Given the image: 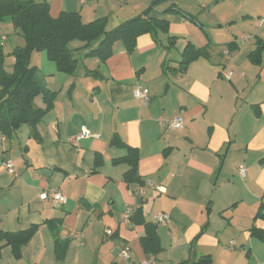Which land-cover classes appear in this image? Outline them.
<instances>
[{"label": "crops", "instance_id": "0c3cea01", "mask_svg": "<svg viewBox=\"0 0 264 264\" xmlns=\"http://www.w3.org/2000/svg\"><path fill=\"white\" fill-rule=\"evenodd\" d=\"M35 1L48 3L54 18L76 12L88 24L107 17L110 31L154 0H140L128 12L130 0ZM211 1L220 9H207ZM160 7L150 16L166 20L167 31L140 36L131 53L117 42L102 62L86 57L100 41L88 48L82 42L72 48V42L79 54L73 75L51 70L40 55L50 72L34 65L35 80L57 94L38 124L40 140L27 125L10 136L0 133V231H38L20 259L0 242V264H123L117 257L122 244L134 262L144 261L145 227L125 217L140 207L150 223L161 214L171 217L158 225L163 252L156 264L205 256L211 264H264V235H252L254 228L264 234V51L260 64L251 58L264 46V0H167ZM3 29L22 38L11 22H0ZM171 37L176 45L168 48ZM5 40L0 33L3 52ZM188 45L205 49L207 57L182 74ZM14 62L11 69L5 62L7 72ZM224 72L233 73L231 80ZM139 87L149 89L148 104L135 98ZM41 98L37 108L45 107ZM178 117L183 127L174 129ZM84 128L92 136L73 142ZM129 147L139 151L144 186L128 185L130 165L115 163ZM8 161L16 175L5 168ZM48 190L61 192L67 203L42 200ZM57 240L71 241L60 262Z\"/></svg>", "mask_w": 264, "mask_h": 264}, {"label": "trees", "instance_id": "16d2710c", "mask_svg": "<svg viewBox=\"0 0 264 264\" xmlns=\"http://www.w3.org/2000/svg\"><path fill=\"white\" fill-rule=\"evenodd\" d=\"M165 1L167 0H154L142 14L108 31L107 17L85 24L81 15L76 12H62L57 18L52 17L50 5L46 2L0 0V22H11L25 42L23 47H17L13 52L15 62L12 72L6 71V56L0 48V133L10 136L27 125L31 136L40 140L38 124L53 109L57 94L45 91L36 82L37 69L31 64L35 52L47 51L49 61L55 64L59 72L67 75H73L78 67V60L70 48L72 42H82L88 48L92 43L100 41L99 46L89 51L86 57L99 58L102 62L113 54V46L117 42H121L131 53L140 36L152 34L156 38L160 32L167 31L169 23L166 20L150 16V13ZM176 39L171 37L167 47H174ZM263 51L264 46L260 45L251 56L257 64L261 62ZM201 57H207L205 49H195L192 45H188L182 54L179 72L185 73L189 65ZM39 96H43L44 108H37L34 105L35 99ZM255 111L258 114L260 112L257 108ZM111 143L118 145V140L114 137ZM128 151L126 157L116 160L115 163L124 162L130 165V169L124 175L128 185L144 186L138 172L139 151L131 147ZM101 164V159L97 158L95 167L98 168ZM262 212L263 206L257 217H263ZM130 221L145 227V235L140 241L145 254L155 258L161 254L163 247L157 231L158 224L147 222L141 207L133 213ZM52 228L55 229L54 226ZM37 231L38 226H31L19 233L0 231V242L6 247H11L14 257L20 259L23 248L30 243ZM252 235L263 238L264 234L254 228ZM70 244L71 241L55 242V253L59 261L64 260ZM211 262V257L205 256L192 263L185 261L181 264H211Z\"/></svg>", "mask_w": 264, "mask_h": 264}, {"label": "built area", "instance_id": "2783aa9c", "mask_svg": "<svg viewBox=\"0 0 264 264\" xmlns=\"http://www.w3.org/2000/svg\"><path fill=\"white\" fill-rule=\"evenodd\" d=\"M260 23H263V20H261ZM250 36H245L244 39L247 40L249 39ZM5 39V38H4ZM233 73L232 72H224L223 73V77L226 80H231ZM134 96L136 99L140 100L141 102L148 104L150 101V91L147 88H136L134 90ZM161 122H163V120H160ZM174 129H180L183 127V120L182 118H176L171 125ZM92 135L90 134V132L88 130H86V128H84L82 130V132L80 134H78L77 136H75L72 141L73 142H77L82 138H88L91 137ZM97 137V136H96ZM5 168L8 170V172L10 174H14L16 175V172L14 171V164L11 161H8L4 164ZM239 173L242 176H245V169L244 168H240L239 169ZM40 198L42 200H52L54 205H58V204H65L67 203V198L59 191L57 190H48V191H44L40 194ZM133 211L132 209H128L126 212V219H130L131 215H132ZM171 222V217L169 216V214H161L158 216H155V223L158 225H166L169 224ZM74 235L72 234L71 237H73ZM131 249L127 244H122L121 247V252H120V256L123 259V264H156V258L154 256L148 257L146 260L141 261V262H134L132 260V255H131Z\"/></svg>", "mask_w": 264, "mask_h": 264}, {"label": "rangeland", "instance_id": "374dc122", "mask_svg": "<svg viewBox=\"0 0 264 264\" xmlns=\"http://www.w3.org/2000/svg\"><path fill=\"white\" fill-rule=\"evenodd\" d=\"M126 1H128V0H126ZM130 1H131V2H129L130 5L127 6V7H124V9H123V10H125V12L126 11L128 12V10L130 9V7L136 6L137 5V2H139L140 0H130ZM148 1L151 3L153 0H148ZM143 7H144V4H143ZM159 8H161L160 5L158 6V9ZM207 9L214 11V10H219L220 7L216 8V6H214V4H213V1H211L210 4H208ZM209 10H205V11H209ZM0 33H4V36L6 37V39H8V41L5 40V41H2V43H3V49H4V52H5V56H6L5 57V60H6L5 62H6V65H7V69H11V64L15 60L14 59V56H13L14 50L17 47H23L25 43H24V40L22 38L16 37L17 35H15V34H13V33L11 34V32H9L7 34L6 29H3L2 32H0ZM98 42L99 41H97L96 43H94L95 46H96V44ZM79 44H80V42H74V43L71 44V47L72 48H74V47L76 48ZM77 52H78V50H77ZM40 55L43 57V62L45 61L50 67L52 66L51 67V70L57 71V68H56L55 64L53 62L49 61L48 55H47V51L35 52L32 55V58H31V64H32V66H34V65L35 66L40 65V67L42 68V73L45 74V75L50 72V69H48L46 65H44V66L42 65L41 56ZM78 57H79V54H75V58H78ZM37 102H42L41 96L38 97V101ZM108 234H111V232L109 231ZM121 247H122V245H120L119 248L117 247L118 248V251L116 250L117 251V257L120 260L122 259L121 256H120ZM132 260H134V259L132 258ZM56 261L60 262L57 259V257H56Z\"/></svg>", "mask_w": 264, "mask_h": 264}]
</instances>
